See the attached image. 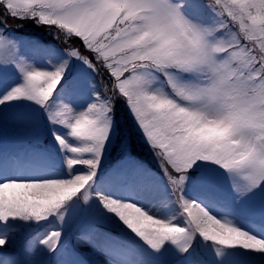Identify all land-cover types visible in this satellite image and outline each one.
<instances>
[{
	"label": "snow or ice",
	"instance_id": "snow-or-ice-1",
	"mask_svg": "<svg viewBox=\"0 0 264 264\" xmlns=\"http://www.w3.org/2000/svg\"><path fill=\"white\" fill-rule=\"evenodd\" d=\"M9 120L50 147L0 149V264H44L14 250L42 225L23 253L88 264L62 241L80 218L120 230L77 237L99 264H264V0H0Z\"/></svg>",
	"mask_w": 264,
	"mask_h": 264
},
{
	"label": "rangeland",
	"instance_id": "rangeland-1",
	"mask_svg": "<svg viewBox=\"0 0 264 264\" xmlns=\"http://www.w3.org/2000/svg\"><path fill=\"white\" fill-rule=\"evenodd\" d=\"M22 23L21 21H16ZM31 22L24 23L25 32L23 34H18L23 38H32V37H40L45 41H51V37L48 36L47 31L45 29L36 27L32 24L29 28L28 24ZM11 26L15 25V21H11ZM77 46H79V42H75ZM57 44H60L57 41ZM63 46V45H60ZM7 54V53H4ZM87 54V53H85ZM103 72V70H101ZM102 78L106 79V75L104 77L96 76L95 79L97 81L101 80ZM120 120L122 125H124V134L127 138L128 135V127L129 121L127 119V115L125 112H121ZM31 144L34 145L35 148L32 149H43L46 147H50L47 138L41 133L38 129H32L30 127H26L23 125L14 124L11 120L7 121L6 123L0 124V149H7V150H17L19 146L24 144ZM36 146L38 148H36ZM30 148V145L27 147ZM132 149L133 154L136 155L139 159H141L148 167L152 168L154 171H157L156 161L153 159L152 155L149 152V149L143 144V142L139 139L132 140ZM121 150L117 148L116 151H113L108 160L105 161V170L110 167L115 166L119 163L121 158ZM225 189L227 185H224ZM95 223L97 227L103 228L105 231H112L114 235L119 234V229L116 228L112 224H105L100 220H93L92 218H80L74 221L72 224L67 226L64 231V236L62 237V241L67 242L68 246L75 249L78 252H82V258L88 261V264H99L100 260H103V257L93 254L91 251L87 250V246L83 244L82 241H79L77 237L80 235L81 232L87 230V228ZM40 231H44L43 225L41 228H25L18 232L14 237L15 249L22 253V259H36L39 261H43L44 264H54V257L47 253H42L39 250L35 257H30L27 254L23 253L24 245L27 243L29 239L36 235V233ZM127 238V237H126ZM42 247V246H41ZM10 250H13L10 248ZM210 259V258H209Z\"/></svg>",
	"mask_w": 264,
	"mask_h": 264
},
{
	"label": "trees",
	"instance_id": "trees-1",
	"mask_svg": "<svg viewBox=\"0 0 264 264\" xmlns=\"http://www.w3.org/2000/svg\"><path fill=\"white\" fill-rule=\"evenodd\" d=\"M9 24H10V27H11L14 31L17 32V34H23V33L25 32V30H24L25 26L23 25V27H20V24H21V23L15 21V25H14V26H11V25H12V24H11V21H9ZM29 26L31 27V26H32V23L28 24V27H27V28H29Z\"/></svg>",
	"mask_w": 264,
	"mask_h": 264
},
{
	"label": "bare ground",
	"instance_id": "bare-ground-1",
	"mask_svg": "<svg viewBox=\"0 0 264 264\" xmlns=\"http://www.w3.org/2000/svg\"><path fill=\"white\" fill-rule=\"evenodd\" d=\"M29 144H30V146H32L33 148H35L34 145L31 144V142H29ZM36 148H38V147L36 146ZM100 262H101V260H100Z\"/></svg>",
	"mask_w": 264,
	"mask_h": 264
}]
</instances>
